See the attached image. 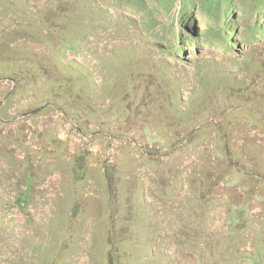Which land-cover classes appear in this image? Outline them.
<instances>
[{
	"label": "rangeland",
	"instance_id": "obj_1",
	"mask_svg": "<svg viewBox=\"0 0 264 264\" xmlns=\"http://www.w3.org/2000/svg\"><path fill=\"white\" fill-rule=\"evenodd\" d=\"M0 264H264V0H0Z\"/></svg>",
	"mask_w": 264,
	"mask_h": 264
},
{
	"label": "trees",
	"instance_id": "obj_2",
	"mask_svg": "<svg viewBox=\"0 0 264 264\" xmlns=\"http://www.w3.org/2000/svg\"><path fill=\"white\" fill-rule=\"evenodd\" d=\"M80 132H81V129H78ZM230 164V167H232V169H234L235 167V164L233 162L229 163ZM78 171V167H75V172ZM113 171V170H112ZM112 171L110 170L109 167H105V176L107 178V182H108V192H109V197L112 199L113 203H115L116 205H118L119 203H117L114 198H119V192H120V189L115 185L114 181H113V178H111V173ZM26 198V197H24ZM113 211H112V214L110 216L111 220L113 219ZM113 226L109 229V240L110 241V248H109V253H110V260L112 259V254L114 251H118L119 247H118V244L115 243V241L119 240L121 241L122 239L116 235V232L113 230ZM116 241V242H117Z\"/></svg>",
	"mask_w": 264,
	"mask_h": 264
}]
</instances>
